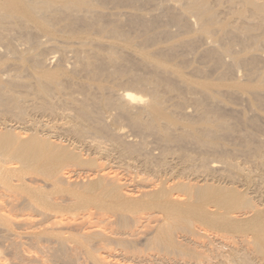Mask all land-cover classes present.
<instances>
[{
	"label": "bare ground",
	"instance_id": "bare-ground-1",
	"mask_svg": "<svg viewBox=\"0 0 264 264\" xmlns=\"http://www.w3.org/2000/svg\"><path fill=\"white\" fill-rule=\"evenodd\" d=\"M125 28L141 32V44L183 37L151 54ZM44 52L61 57L55 70L45 69L55 56L40 59ZM180 56L204 65H190L195 73L235 77L230 94L255 117L250 97L264 107V0H0V65L25 60L36 75L24 99L9 92L7 68L0 69V109L22 124L28 109L72 113L95 124V138L117 157L100 141L81 154L52 136L2 135L0 264L264 260V198L253 203L239 189L248 175L239 179L205 157L227 126L221 112L249 118L225 105L213 83H196L169 62ZM69 70L87 82L72 81ZM115 74L129 75L146 95L94 84ZM243 77L258 79L263 91H249ZM74 85L79 98L66 92ZM81 127L69 131L83 137Z\"/></svg>",
	"mask_w": 264,
	"mask_h": 264
},
{
	"label": "rangeland",
	"instance_id": "rangeland-1",
	"mask_svg": "<svg viewBox=\"0 0 264 264\" xmlns=\"http://www.w3.org/2000/svg\"><path fill=\"white\" fill-rule=\"evenodd\" d=\"M125 33L129 41L133 44L137 45L139 49H142L143 52L154 54V50L159 47H163L171 43L178 38L183 36H178L174 40L167 41L165 39H161L159 42L155 44L152 43H142L141 41L144 40L143 34L141 32L124 29ZM51 52H44L43 55L40 56V59H48L52 56L55 58L48 61V64L45 69H49L50 71L55 70L58 65L61 63V57L57 54H50ZM69 56V55H67ZM187 58L191 59L192 55H186ZM29 55L27 56V60ZM184 57H176L169 60L171 64H174L180 68L182 72H184L188 78L196 83L201 82H210L213 83L216 88L219 89L217 93V97L228 107L240 109L245 117L249 118L247 123L243 122L242 118L238 115L232 114L226 110L221 112L219 115L221 116L222 120L225 121L227 126L220 131L221 136L219 139L213 140V145L208 149L205 157L208 161H215L217 162L221 168L236 173L237 178L244 177V175L249 176L250 183H246L244 187L239 188L241 192L245 195V197H250L253 203L259 201L260 197L264 198V169L259 165V162L264 160V107H262L254 97H250L251 102L256 110V116L251 117L248 106L246 103L239 100L236 95H231L232 91H235L234 85L237 83V80L233 76H219L217 72L207 71L205 69L204 73H195L189 67L190 65L193 67H204L201 62L194 60L191 63H183ZM10 67H6V66ZM259 70L264 71V64H259ZM7 68L6 74H9L10 78L4 81H8L7 89L12 95H20L24 97H28L27 99L32 98V95H27L30 92L29 86H33L36 82V75L35 69L31 62L28 61H20L16 58H8L4 60V62L0 65V69ZM207 68V67H206ZM40 67H37L36 70H40ZM243 73V70H240ZM67 76L71 78L72 81L78 83H85L87 82L89 76L84 73H74L73 71L69 70ZM114 78L109 76H103L99 80L96 79L95 85H100L103 88L110 87L115 90H131L138 94L139 96H145L146 92L142 87H135L129 80L127 76H122L120 74H115ZM225 77V78H223ZM12 79V81H11ZM65 77H60V80H64ZM258 79L256 78H244L241 80L240 83H243L248 87L249 91L254 92H261L263 91L261 88L256 86ZM64 82V81H63ZM259 88V89H258ZM66 92L74 93V96L79 98L82 96L83 91L79 86H72V87H65ZM188 108V107H187ZM185 109L186 112L192 111L191 108ZM244 112H243V111ZM62 113L58 111L57 113L48 114V113H40L28 111L25 114L24 119L26 123L22 124V122H18V118L12 117L11 115L5 113L3 109H0V137L5 133H27L29 138L38 137H50L52 136L51 140H55L58 143L68 147L69 149L76 148V152L81 154L86 153V151L90 148V146L98 145V141L103 142L99 146L100 150L107 148L109 149L112 157H114V152H111V149L108 148V142L104 139H99L96 136V126L95 124H83L79 121H76L74 115L70 113ZM258 116H261L260 119ZM23 119V120H24ZM263 121V122H262ZM70 126H85L86 133L83 137H77L69 131ZM82 128V127H81ZM112 129H116L112 127ZM9 130V132H7ZM239 133L246 134L248 139L246 142H241L238 139ZM97 151V150H96ZM237 151V152H235ZM192 155L196 156L194 153ZM115 159H111L110 164L112 166H116L119 162L115 161ZM74 171H79L78 168L72 167L70 168ZM121 171V170H120ZM119 171V172H120ZM79 174L83 176L84 174L82 171ZM243 174H241V173ZM126 178V177H125ZM238 179V180H239ZM244 179V178H241ZM255 186V187H253ZM264 203V202H263ZM261 257L258 256L257 260H260ZM264 264V260L258 261V264Z\"/></svg>",
	"mask_w": 264,
	"mask_h": 264
}]
</instances>
